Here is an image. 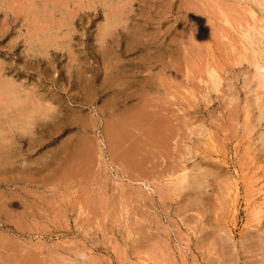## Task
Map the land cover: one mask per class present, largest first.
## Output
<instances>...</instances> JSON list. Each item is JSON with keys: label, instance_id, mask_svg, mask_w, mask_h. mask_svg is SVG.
I'll return each mask as SVG.
<instances>
[{"label": "rangeland", "instance_id": "rangeland-1", "mask_svg": "<svg viewBox=\"0 0 264 264\" xmlns=\"http://www.w3.org/2000/svg\"><path fill=\"white\" fill-rule=\"evenodd\" d=\"M192 1L171 0L169 7L160 1L154 5L155 0H135L132 12L126 9L132 17L127 21L128 30L118 27L115 35L105 37V42L102 31L108 20L104 17L110 16L114 8L119 10L121 4L116 0H0V78L14 82L30 96L35 94L44 100V105L53 102L55 106V100L75 105L76 110H82L79 113L83 118L91 122L98 119L99 137L106 118L92 109H100L105 98L104 93L100 94L102 88H98L106 72L102 46L110 47L122 61H129L126 63L133 69L127 73L134 79L132 88L138 89L142 83L141 77H136L142 66L140 59H154L149 73L159 81L154 86L156 93L151 92L150 96L156 110L170 116L174 136L172 142L168 140L162 147L155 143L156 137H140L147 146V169L129 170L123 161L111 157L104 146L95 158L97 161L90 164L91 170L87 165V171L67 172L61 144L64 146L69 138L74 141L78 131L67 127L68 110L63 109L62 118L58 116L54 121L37 118L34 124L24 121L2 127L7 132L4 141L10 143V148L9 159L0 151V264H264V52L254 61L249 51L240 50L238 38L240 26L253 25L248 8L256 10L260 24L264 23V9L254 8L256 4L251 0ZM224 18L232 26L225 24ZM135 22L140 27L146 23L147 28L131 29ZM135 31L139 34L134 42L127 34ZM129 41L136 46L127 55L124 50ZM184 42L189 47L187 52L182 48ZM172 69L177 70L175 74ZM211 69L223 79L218 91L206 89L207 84L203 83ZM77 77L81 81L91 79L99 89L93 106L78 107L69 99L68 94H77L79 99L90 95L88 87L86 94L78 93L81 90ZM69 110L72 111L70 107ZM5 115L0 110V123L10 116ZM55 124L59 132L54 133ZM4 141L0 138V144ZM142 144L138 142V146ZM174 165L177 173H173ZM180 168H185L190 180L207 176L205 186L195 189L190 184L179 188L174 183ZM234 186L239 191L235 208L225 203V197L229 198L227 191L231 193ZM196 204H202L199 210Z\"/></svg>", "mask_w": 264, "mask_h": 264}, {"label": "bare ground", "instance_id": "bare-ground-1", "mask_svg": "<svg viewBox=\"0 0 264 264\" xmlns=\"http://www.w3.org/2000/svg\"><path fill=\"white\" fill-rule=\"evenodd\" d=\"M144 2V0H142ZM160 2H164L163 4L168 5L169 7L172 5L171 0H155V3H159ZM196 1V0H194ZM192 1V2H194ZM199 1V0H198ZM201 1V0H200ZM216 1H224V0H216ZM229 1V0H228ZM227 1V2H228ZM252 2H254L256 4V7L254 8H259V11L264 9V0H251ZM263 1V2H261ZM58 2V1H57ZM82 2V1H81ZM95 2V1H94ZM116 2L119 4H121V6H118L119 10H116L114 8V10L111 12V15L108 17H104L105 20L107 21V24L105 25L103 31H102V36H103V40L105 41V37L106 36H113L115 35V33L117 32L118 27H122L128 30V19L132 18L130 17V15H127V11L126 9H128V11L132 12L133 8V2H135V0H116ZM185 2V1H183ZM182 2V3H183ZM96 3V2H95ZM147 3V2H146ZM187 3V2H186ZM231 3V2H230ZM234 3V1H233ZM142 4V3H141ZM144 4V3H143ZM142 4V5H143ZM160 4V3H159ZM202 4V3H201ZM201 4H198L201 6ZM204 4V2H203ZM216 4V3H214ZM54 5V3H53ZM56 5V4H55ZM82 5V4H81ZM158 5V4H156ZM164 5V6H165ZM231 5V4H230ZM253 5V4H252ZM22 6V5H21ZM91 6V5H90ZM96 6H98L96 4ZM104 6V5H103ZM107 6V4H106ZM117 6V5H116ZM135 6V5H134ZM147 8H152L151 5L148 6V4H146ZM187 6V5H186ZM218 6V5H217ZM220 6V5H219ZM83 7V6H82ZM113 7V5L111 6ZM160 7V5H159ZM158 7V8H159ZM189 7V6H188ZM203 7V6H202ZM33 8V7H32ZM43 8V7H42ZM41 8V9H42ZM61 8V7H60ZM64 8V7H63ZM69 8V7H68ZM146 8V9H147ZM187 8V7H186ZM185 8V9H186ZM196 8V7H195ZM216 8V7H215ZM247 8V7H246ZM245 8V10H246ZM263 8V9H262ZM47 8H45L46 10ZM50 9V10H49ZM67 9V8H66ZM77 9V8H76ZM91 9V8H90ZM100 9V8H99ZM109 9V8H108ZM184 9V10H185ZM250 11V15L253 19V25H244V26H240L238 29V38L240 40L241 43V47L240 50L241 51H249L251 53L252 59L254 61H257L260 57L262 52H264V23L260 24V20L255 16L256 10H253L252 8H248ZM49 11H54L55 9L52 8H48ZM58 10V9H57ZM98 10V9H97ZM159 10V9H158ZM168 10V9H166ZM183 10V9H181ZM188 10V8H187ZM186 10V11H187ZM43 11V10H42ZM51 11V12H52ZM64 11V10H63ZM66 11V10H65ZM179 11V10H178ZM189 11V10H188ZM221 11H223L221 9ZM258 11V10H257ZM76 12V11H75ZM146 12V11H145ZM148 12H150L148 10ZM152 12V11H151ZM160 12V11H159ZM164 12V11H163ZM192 12V11H191ZM220 12V11H219ZM61 13V12H60ZM153 13V12H152ZM166 13V12H164ZM218 13V12H217ZM216 13V15H217ZM244 13V12H243ZM50 14V13H49ZM62 14V13H61ZM70 14V13H69ZM74 14V13H73ZM105 14V12H104ZM155 14H159V13H155ZM207 14V13H206ZM237 14V13H236ZM106 15V14H105ZM140 15V14H139ZM145 15V14H143ZM34 16V15H33ZM49 16V15H48ZM69 16V15H68ZM126 16V17H125ZM175 16V15H174ZM239 16V15H238ZM244 16V15H243ZM38 17V16H37ZM134 17V16H133ZM188 17V16H187ZM217 17V16H216ZM242 17V16H241ZM46 18V17H45ZM136 18V17H135ZM161 18V17H160ZM65 19V18H64ZM126 19V20H124ZM136 19H139L136 18ZM135 19V20H136ZM146 19V18H145ZM150 19V18H149ZM197 19V18H196ZM242 19V18H240ZM35 20V19H34ZM67 20V19H66ZM65 20V21H66ZM74 20V19H73ZM72 20V21H73ZM134 20V19H133ZM140 20V19H139ZM147 20V19H146ZM153 20V19H150ZM69 21V20H68ZM149 21V20H148ZM190 21V20H189ZM52 22V21H51ZM145 22V21H144ZM194 22V21H193ZM199 22V21H198ZM243 22V20H242ZM70 23V21H69ZM150 23V22H149ZM196 23V22H194ZM203 23V22H202ZM201 23V24H202ZM224 23L232 26V24H230L231 22L228 21V19L224 18ZM244 23V22H243ZM53 24V23H51ZM208 24V23H207ZM140 24H138L137 22L134 23L133 26H130L131 29H145L147 28L146 23H144V27H140ZM213 25V24H212ZM62 26V25H61ZM190 26V25H189ZM194 26V25H192ZM191 26V27H192ZM99 28V27H98ZM193 28V27H192ZM195 28L198 29V27L195 24ZM194 28V30H195ZM200 28V27H199ZM234 28V27H233ZM100 29V28H99ZM192 30V29H191ZM193 30V31H194ZM224 31V30H223ZM136 32V31H135ZM197 32V31H196ZM49 33V32H48ZM71 33V32H70ZM130 34H127V38L129 36L130 40L132 41H137L135 39V37L137 38L138 36V31L134 34H132L131 32H128ZM69 34V33H68ZM100 34V33H99ZM38 35V34H37ZM57 35V34H56ZM123 35V34H122ZM149 35V34H148ZM153 35V34H152ZM156 35V34H155ZM58 36V35H57ZM56 36V37H57ZM66 36V35H65ZM188 36V35H187ZM186 36V37H187ZM196 36V35H194ZM233 36V35H232ZM50 37V36H49ZM67 37V36H66ZM100 37V35H99ZM204 37V36H203ZM223 37V36H222ZM108 38V37H107ZM191 40L192 38L189 37ZM142 39V38H141ZM200 39V38H199ZM228 39V38H227ZM129 40V39H128ZM186 40V39H185ZM191 40L188 39L189 42H191ZM207 40V39H206ZM50 41V40H49ZM101 41V40H100ZM188 41H186L187 43H189ZM194 41V40H193ZM53 42V41H52ZM70 42V41H68ZM99 42V41H98ZM102 42V41H101ZM106 42V41H105ZM179 42V41H177ZM184 42L183 44H185L183 47L180 45L178 46L179 48L182 47L184 49L185 52H187V43ZM205 42V41H204ZM130 43V44H129ZM154 43V42H153ZM179 43H182L181 41ZM178 43V44H179ZM193 43V42H192ZM206 43V42H205ZM210 43V42H209ZM231 43V42H230ZM233 43V42H232ZM70 44V43H69ZM126 47H125V52L127 55L132 53L135 49V44L132 45L131 41H129L128 43H126ZM170 44V43H169ZM173 44V43H172ZM234 44V43H233ZM46 45V44H45ZM192 45V44H191ZM207 45V44H205ZM161 46V45H160ZM166 46H171V45H166ZM174 46V45H173ZM190 46V45H188ZM198 46V45H197ZM197 46H195V48H197ZM61 47V46H60ZM65 47V46H64ZM200 47V46H199ZM69 48V47H68ZM118 48V47H117ZM162 48V47H161ZM165 48V47H164ZM176 48V47H173ZM193 48V47H191ZM72 49V48H71ZM150 49V48H149ZM147 49V50H149ZM170 49V48H169ZM168 49V50H169ZM208 49V48H207ZM210 49V48H209ZM233 49V48H232ZM60 50V49H59ZM151 50V49H150ZM154 50V48H153ZM180 50V49H179ZM142 51V50H141ZM194 51V50H193ZM198 51V50H197ZM237 51V50H236ZM48 52V51H47ZM62 52V51H61ZM162 51L160 50V53ZM175 52V51H172ZM183 52V53H185ZM239 52V51H238ZM52 53V52H51ZM144 53V52H143ZM193 53V52H191ZM43 54V53H42ZM45 54V53H44ZM48 54V53H47ZM67 54V53H66ZM69 54V53H68ZM73 54V52H72ZM77 54V52H76ZM166 54V53H165ZM173 54V53H172ZM237 54V53H236ZM46 55V54H45ZM44 55V56H45ZM238 55V54H237ZM240 55V54H239ZM238 55V56H239ZM244 55V54H243ZM71 57V55H69ZM68 56V58H69ZM101 56L103 59V62H106V66H105V75L100 83V85H98V88H102V91H100L101 93H104L105 98L103 100V104H102V109L100 108H93L92 111L97 112L101 115V117L104 120L103 125H102V130H100V139L97 135L98 129L100 128V123L98 122H91V120L85 119L83 118V116L81 115L82 110L78 111L75 109V105H65L63 102H61L60 100H55L54 102L57 105H53L52 103L50 105H44L43 101H41L39 98H37V96H30L28 93L23 92L24 90H21L20 86H17L16 84H14V82L11 81H5V79L0 78V104L2 105V108L0 110H4L5 114L10 115L8 116V118H5L4 122L0 123V138L2 141L5 140L4 135L7 132L5 130H3L2 127L7 126V125H18V123L20 122H24V121H28L29 124H34V121H36L37 118H40L42 120H53L56 119L58 116H60L62 118V111L63 109L65 111L68 110V113L66 115V123L68 124L67 127H75L76 129H78L77 133H76V137L75 140L72 141L71 138H69V140L67 141L66 144H61V153H64V158L62 159V161H66L67 160V165L68 167L65 169H67V172H81V171H87L86 166L88 165V170H91V166L90 164L93 163V161H95V158L98 154L101 155V152L103 151V147L105 146V148L109 151V154L111 157H113L114 159L116 158L117 161H123L126 165L127 168L130 167L129 170L134 169V171H138L141 169H147L145 167V163L148 162V160L146 162H144L145 159V154L148 153V151L145 149L147 146L144 147V143L142 138L140 137H144L147 138L150 136L152 137H156V142H158L159 146L164 145L165 143L167 144V141L169 140L171 141V121L169 120L168 117L170 116H166L163 115L160 111V109L156 110V106L152 103L153 102V97H151L150 93L154 92L153 94L156 93L155 90H157V88H154L155 84L157 83V78L153 77L150 73H149V69L151 66V62H154V59H150V58H141L139 63L142 64V66L140 67L141 70L139 72H137L136 77H138V79L140 80L139 77H141L142 83L139 84V88H132L134 86H131V83L134 81V79H132V77H130V75L127 73V70L130 71L131 66L126 63L129 62L127 61H122V59H120L116 54H113L112 49L106 48L102 46V50H101ZM134 56V55H133ZM167 56V55H166ZM175 56V55H174ZM178 56V55H177ZM181 56V55H180ZM179 56V57H180ZM185 56V55H184ZM187 56V55H186ZM227 56V55H226ZM248 56V54H247ZM152 57V56H151ZM222 57V56H221ZM241 57V56H240ZM74 58V57H73ZM114 58H116L117 60L115 62H113ZM136 58V57H135ZM153 58V57H152ZM177 58V57H176ZM244 58V56H243ZM243 58L241 60H243ZM247 58V57H246ZM99 59V58H98ZM170 59V58H169ZM76 60V59H74ZM235 60V59H234ZM247 60V59H246ZM1 61V60H0ZM159 61V60H158ZM177 61V60H176ZM179 61V59H178ZM181 61V60H180ZM236 61V60H235ZM252 61V60H251ZM263 61V60H262ZM71 62L72 59H71ZM77 62V61H76ZM82 62V61H81ZM163 62V60L161 61ZM173 62V61H172ZM182 62V61H181ZM237 62V61H236ZM79 63V62H78ZM138 63V64H139ZM175 63V62H173ZM264 63V61H263ZM136 64V65H138ZM166 64V63H165ZM177 64V63H176ZM156 65V64H155ZM102 66V65H101ZM179 66V65H178ZM177 66V67H178ZM183 66V65H182ZM79 67V66H78ZM167 67V66H166ZM260 67V65H259ZM67 68V67H66ZM71 68V67H70ZM98 68V67H97ZM138 68V67H137ZM164 68V66H163ZM262 68V67H261ZM69 69V68H68ZM67 69V71H68ZM99 69V68H98ZM104 69V68H103ZM1 70V69H0ZM170 70V68H169ZM174 70V69H172ZM259 70V68H258ZM134 71V70H133ZM138 71V70H137ZM177 71V70H176ZM175 70L173 71L174 74L176 72ZM195 71V70H194ZM223 71V70H222ZM79 72V70H78ZM131 72V71H130ZM159 72V71H158ZM167 72V71H166ZM170 72V71H169ZM172 72V71H171ZM221 72V71H220ZM136 73V72H135ZM134 73V74H135ZM143 73V74H142ZM146 73V74H145ZM152 73V71H151ZM207 77L208 79L206 81H204L203 83H205V87L206 89H213L215 91H218V87L220 85L221 82V76L219 75V73L215 70V69H211L208 70L207 72ZM222 73V72H221ZM80 74V73H79ZM140 74H142L140 76ZM190 74V73H189ZM262 74V73H261ZM3 75V74H2ZM78 75V74H77ZM191 75V74H190ZM194 75V74H192ZM70 76V75H69ZM80 76V75H79ZM78 76V77H79ZM132 76V75H131ZM159 76V75H158ZM225 76V75H224ZM77 77V83L79 84L78 87H80V90H78L79 92H83L82 94H86V88L88 87V94L84 99L79 96H77V94H68L69 99H73L72 102H76L79 106H84V105H90L93 106L94 104V96L98 94L99 90L98 88L96 89L94 87V84L92 83L91 79L85 78V80L81 81L79 80L80 78ZM90 77V76H89ZM171 77V76H170ZM223 77V76H222ZM13 78V77H12ZM11 79V78H10ZM101 79V78H100ZM160 79V78H159ZM204 79V78H203ZM14 80V79H13ZM163 80V79H162ZM191 80V79H190ZM194 80V79H193ZM192 80V81H193ZM202 80V79H201ZM223 80V79H222ZM261 80V79H260ZM159 81V80H158ZM203 81V80H202ZM72 82V80H71ZM70 82V83H71ZM74 82V81H73ZM226 82V80H225ZM16 83V82H15ZM135 83V82H134ZM162 83V82H161ZM73 84V83H72ZM160 84V83H159ZM222 84V82H221ZM161 85V84H160ZM178 85V84H177ZM23 86V85H22ZM165 86V84H164ZM176 86V85H175ZM179 86V85H178ZM193 86V85H192ZM77 87V86H76ZM77 87V88H78ZM138 87V86H137ZM157 87V86H156ZM161 87V86H159ZM188 87V86H187ZM191 87V86H190ZM202 87V86H201ZM204 87V86H203ZM223 87V86H222ZM24 88V87H23ZM177 88V87H176ZM179 88V87H178ZM192 88V87H191ZM74 89V88H73ZM71 89V90H73ZM165 89V87H164ZM181 89V88H180ZM203 89V88H201ZM205 89V88H204ZM27 90V89H26ZM161 90V89H160ZM252 90V89H251ZM260 90V89H259ZM28 91V90H27ZM69 91V90H68ZM169 91V90H168ZM175 91V90H174ZM92 94H91V93ZM158 92V91H157ZM162 92V91H160ZM167 92V91H166ZM204 92V91H203ZM257 92V91H256ZM259 92V91H258ZM191 93V91H190ZM223 93V92H222ZM261 93V92H260ZM152 94V95H153ZM163 94V93H162ZM178 94V93H177ZM193 94V93H192ZM225 94V93H224ZM223 94V95H224ZM171 95V94H170ZM196 95V94H195ZM249 95V94H248ZM39 96V95H38ZM64 96V95H63ZM66 96V95H65ZM64 96V97H65ZM180 96V95H179ZM48 97V96H47ZM155 98V97H154ZM43 99V98H41ZM158 99V98H157ZM46 100V99H45ZM163 100V99H162ZM175 100V99H174ZM173 100V101H174ZM186 101V100H185ZM199 101V100H198ZM201 101V100H200ZM158 102V101H157ZM260 102V101H259ZM96 103V102H95ZM162 103V102H161ZM253 103V102H252ZM156 104V103H155ZM159 104V103H158ZM188 104V103H187ZM194 104V103H193ZM250 104V102H249ZM253 105V104H252ZM262 105V104H261ZM95 106V105H94ZM162 106V105H161ZM260 106V105H259ZM69 107L72 109V111L69 110ZM164 107V106H163ZM162 107V108H163ZM248 107V106H247ZM251 107V106H250ZM174 108V107H173ZM186 108V107H185ZM189 108V107H188ZM79 109V108H78ZM90 109V108H89ZM187 109V108H186ZM250 109V108H249ZM86 110V109H85ZM262 110V109H261ZM233 112V111H232ZM65 113V112H64ZM166 113V112H165ZM170 114H172L171 112H169ZM2 114V113H1ZM168 114V113H167ZM5 115V116H6ZM64 115V114H63ZM88 115V114H87ZM173 115V114H172ZM179 115V114H178ZM4 116V115H3ZM94 116V115H92ZM104 116V117H103ZM2 117V115H1ZM172 117V116H171ZM87 118V117H86ZM30 119V121H29ZM32 121V122H31ZM173 121V120H172ZM175 121V120H174ZM178 121V120H177ZM101 122V121H100ZM61 123V122H60ZM224 125V124H223ZM147 126V127H146ZM9 127V126H8ZM58 127L56 124L54 125L53 128V132H57L58 131ZM66 127V128H67ZM146 127V128H143ZM244 127V126H243ZM253 127V126H252ZM19 129V128H18ZM17 129V130H18ZM25 129V128H24ZM174 129V127L172 128ZM176 129V128H175ZM25 131V130H24ZM8 132H11L10 130ZM59 132V131H58ZM174 132V131H173ZM207 132V131H206ZM205 132V133H206ZM12 133V132H11ZM19 133V131H18ZM139 133V136L137 135ZM210 133V132H209ZM32 134V133H31ZM59 134V133H58ZM175 134V132H174ZM195 134V133H194ZM200 134V133H199ZM4 135V136H3ZM10 135V134H9ZM21 135V134H20ZM33 135V134H32ZM91 135V136H90ZM11 136V135H10ZM25 136V135H24ZM12 137V136H11ZM15 137V136H13ZM28 137V136H27ZM71 137V136H70ZM180 137V136H179ZM208 138V137H207ZM176 139V138H175ZM11 140V139H10ZM18 140V139H17ZM22 140V139H21ZM29 140V139H28ZM264 140V138H263ZM261 140V141H263ZM14 141V139H13ZM63 141V140H62ZM70 141V142H69ZM64 142V141H63ZM138 142L142 144L138 146ZM169 142V143H170ZM60 144V143H59ZM174 144V143H173ZM217 144V143H216ZM14 145V144H13ZM35 145V144H34ZM148 145V144H147ZM141 146V147H140ZM215 145H213L214 147ZM30 147V146H29ZM56 147V146H55ZM196 147V146H195ZM199 147V146H198ZM204 147V146H203ZM9 148H10V143H8L7 141H4V143L0 144V151H2V153L4 155H6V158H8V154H9ZM59 148V147H58ZM149 148V147H148ZM159 148V147H158ZM166 147H164L165 149ZM172 148V147H171ZM176 148V147H175ZM150 149V148H149ZM178 149V148H177ZM208 149V148H206ZM34 150V149H33ZM56 150V149H55ZM146 150V151H145ZM151 150V149H150ZM39 151V150H38ZM60 151V150H59ZM178 151V150H176ZM259 151V150H258ZM53 152V151H52ZM165 152V151H164ZM214 152V151H213ZM263 152V151H262ZM17 153V152H16ZM36 153V152H35ZM60 153V152H59ZM58 153V154H59ZM145 153V154H144ZM172 153V152H171ZM174 153V152H173ZM34 154V153H33ZM45 154V153H44ZM108 154V153H107ZM159 154V152H158ZM177 154V153H176ZM50 155V154H49ZM54 155V154H53ZM2 156V155H1ZM0 156V158H1ZM12 156V155H10ZM251 156V155H250ZM43 157V156H42ZM42 157H40V159H42ZM47 157V156H46ZM52 157V156H51ZM56 157V156H55ZM163 157V156H162ZM13 158V157H12ZM18 158V157H17ZM25 158V157H24ZM53 158V157H52ZM59 158V157H58ZM155 159V157H153ZM169 158V157H168ZM9 159V158H8ZM8 159H6L7 163L9 162ZM158 159V158H157ZM155 159V160H157ZM164 159V158H163ZM183 159V157H182ZM5 160V159H4ZM15 160V159H13ZM19 160V159H18ZM37 160V159H36ZM57 160V159H56ZM113 160V159H112ZM111 160V161H112ZM161 160V159H160ZM158 160V161H160ZM186 159L184 158V161ZM29 161V160H28ZM97 161V160H96ZM95 161V162H96ZM183 161V160H182ZM183 161V162H184ZM48 162V161H47ZM69 162V163H68ZM154 162V161H153ZM162 162V161H161ZM17 163V162H16ZM36 163V161H35ZM57 163V162H56ZM63 163V162H61ZM100 163V162H99ZM106 163V162H105ZM152 164V161L150 160L149 164ZM159 163V162H158ZM26 164V163H25ZM30 164V163H29ZM33 164V163H32ZM31 164V166H32ZM41 164V163H40ZM58 164V163H57ZM157 164V163H156ZM172 164V163H170ZM186 164V163H185ZM1 165V164H0ZM6 165V164H5ZM23 165V164H22ZM147 165V164H146ZM154 165V164H153ZM151 165V166H153ZM161 165V164H160ZM2 166V165H1ZM0 166V167H1ZM28 166V165H27ZM150 166V165H149ZM159 166V165H158ZM167 166V165H166ZM184 166V165H183ZM15 167V166H14ZM39 167V166H37ZM36 167V168H37ZM157 167V166H156ZM154 168V169H158V168ZM160 167V166H159ZM173 167V166H172ZM171 167V168H172ZM179 167V165H178ZM181 167V166H180ZM28 168V167H27ZM60 168V167H59ZM95 168V166H94ZM167 168V167H166ZM170 168V169H171ZM177 166L174 165V172L173 173H177L175 172ZM187 168V167H186ZM30 169V168H29ZM48 169V168H47ZM98 169V168H97ZM153 169V170H154ZM165 169V168H164ZM198 169V168H197ZM205 169V168H204ZM54 170V169H53ZM152 170V168L150 169ZM152 170V171H153ZM173 170V169H172ZM181 173H179V175H177L175 177L176 182L174 184H176L177 186L183 187L185 188V186L187 185H192L195 189H200L202 186H205V182L204 180H206V177L203 179H197L194 177V179L190 180V175L186 172L185 168L181 169ZM221 170V169H220ZM18 171V170H17ZM40 171V170H39ZM56 171V170H55ZM62 171V170H61ZM151 171V172H152ZM157 171V170H156ZM155 171V172H156ZM168 171V170H167ZM166 171V172H167ZM190 171V170H189ZM204 171V170H203ZM212 171V170H210ZM58 172V171H57ZM55 172V173H57ZM89 172V171H88ZM99 172V171H98ZM140 172V171H139ZM164 172V171H163ZM169 172V171H168ZM191 172V171H190ZM189 172V173H190ZM195 172V171H194ZM45 173V172H44ZM47 173V172H46ZM93 173V172H92ZM133 173V172H132ZM215 173V172H214ZM244 173V172H243ZM58 174V173H57ZM89 174V173H88ZM100 174V172H99ZM98 174V176H99ZM134 174V173H133ZM137 174V173H136ZM169 174V173H168ZM202 174V172H201ZM205 174V172L203 173ZM211 174V173H210ZM220 174V173H219ZM17 175V174H16ZM24 175V174H23ZM31 175V174H30ZM44 175V174H43ZM148 175V174H147ZM163 175V173H162ZM161 175V176H162ZM229 175V173H228ZM252 175V174H251ZM40 176V175H39ZM67 176V174H66ZM65 176V177H66ZM85 176V174H84ZM92 176V175H90ZM165 176V175H164ZM224 176V175H222ZM235 176V175H234ZM25 177V176H24ZM36 177V176H35ZM63 177V176H62ZM83 177V176H82ZM95 177V176H94ZM100 177V176H99ZM124 177V176H123ZM128 177V176H127ZM136 177V176H135ZM143 177V176H141ZM200 177V176H199ZM202 177V176H201ZM238 177V175H237ZM251 177V176H250ZM19 178V177H17ZM42 178V177H41ZM101 178V177H100ZM152 178V177H151ZM159 178V177H158ZM157 178V179H158ZM162 179V177H160ZM210 178V176H209ZM231 178V177H230ZM242 178V177H241ZM29 179V178H28ZM37 179V178H36ZM75 179V178H74ZM78 179V178H77ZM98 179V178H97ZM19 180V179H18ZM102 180V179H101ZM132 180V179H131ZM142 180V179H141ZM150 180V179H149ZM174 180V181H175ZM220 180V178H219ZM21 181V179H20ZM163 182V180H161ZM165 181V180H164ZM78 182V181H77ZM92 182V181H91ZM219 182V181H218ZM236 182V181H235ZM4 183V182H3ZM57 183V182H56ZM63 183V182H62ZM93 183V182H92ZM99 183V182H98ZM96 183V184H98ZM142 183V182H141ZM149 181L147 182L148 185ZM210 183V182H208ZM95 184V185H96ZM102 184V183H101ZM156 184V183H155ZM153 184V185H155ZM163 184V183H162ZM170 184V183H169ZM173 184V185H174ZM221 184V183H220ZM37 185V184H36ZM91 185V184H90ZM93 185V184H92ZM103 185V184H102ZM219 185V184H218ZM231 185V184H230ZM233 185V184H232ZM236 185V184H235ZM51 186V185H50ZM53 186V185H52ZM100 186V185H99ZM156 186V185H155ZM216 186V185H215ZM223 187V185H220ZM227 186V185H226ZM229 186V185H228ZM238 186V184H237ZM69 187V186H68ZM103 187V186H102ZM162 187V186H161ZM221 187V188H222ZM235 187V188H234ZM233 189L231 186V193L229 194V198L225 197V199H228V203L230 205V207L235 208V204H237L238 202V188L236 186H234ZM251 187V186H250ZM17 188V186H16ZM58 188V187H57ZM126 188V187H125ZM149 188V185H148ZM166 188L165 186L163 187V189ZM170 188V187H169ZM178 188V189H179ZM209 188V187H208ZM219 188V189H221ZM21 189V188H20ZM61 189V188H60ZM87 189V188H86ZM162 189V190H163ZM171 189V188H170ZM170 189L168 191H170ZM65 190V188H64ZM167 190V189H166ZM186 190V189H185ZM224 190V189H222ZM228 190V189H227ZM52 191V190H51ZM55 191V190H54ZM90 191V190H89ZM216 191V190H215ZM225 191V190H224ZM255 191V190H254ZM260 191V190H259ZM262 191V190H261ZM5 192V191H4ZM171 192V191H170ZM169 192V193H170ZM180 192H182V190H179V194H181ZM206 194L209 191H205ZM89 193V192H88ZM95 193V192H94ZM167 193V192H166ZM172 193V192H171ZM203 193V192H202ZM222 193V191H221ZM252 193V192H251ZM99 194V193H98ZM168 194V193H167ZM184 194V193H183ZM254 194V193H253ZM1 195H2V191H1ZM36 195V194H35ZM164 195V194H163ZM178 195V194H177ZM195 195V194H194ZM205 195V194H204ZM225 195V194H224ZM19 196V194H18ZM101 196V195H100ZM183 196V195H182ZM188 196V194H187ZM193 196V195H192ZM191 196V197H192ZM209 196V195H208ZM62 197V196H61ZM141 197V196H140ZM164 197V196H163ZM190 197V195H189ZM207 197V196H206ZM94 198V197H93ZM123 198V197H122ZM184 198V197H183ZM194 199L196 197H193ZM192 198V199H193ZM71 199V198H70ZM89 199V198H88ZM99 199V198H98ZM97 199V200H98ZM102 199V198H101ZM47 200V199H46ZM205 200V199H204ZM213 200V199H212ZM13 201V200H11ZM101 201V200H100ZM88 202V200H87ZM98 202V201H97ZM184 202V201H183ZM181 202V203H183ZM191 202V200L189 201V203ZM193 202V200H192ZM191 202V203H192ZM198 202V201H197ZM224 202V201H223ZM90 203V202H89ZM187 203V202H186ZM200 203V202H198ZM202 203V202H201ZM206 202H204L205 204ZM250 203V202H249ZM5 204V203H4ZM54 204V203H53ZM102 204V203H101ZM219 204V203H218ZM2 205V204H1ZM185 206H187L186 204H184ZM189 205V204H188ZM193 205V203H192ZM197 205V204H196ZM202 205V204H200ZM198 206V210H199V206ZM239 205V204H238ZM247 205V204H246ZM257 205V204H256ZM263 205V204H262ZM12 206V205H11ZM128 206V205H127ZM183 206V204H182ZM195 206V204H194ZM206 206V205H205ZM210 206V205H209ZM4 206L2 205V208ZM14 207V206H13ZM180 207V206H179ZM192 207V206H190ZM213 207V206H212ZM250 207V206H249ZM1 208V209H2ZM26 208V207H25ZM181 208V207H180ZM229 208V207H228ZM5 209V208H4ZM3 209V210H4ZM185 209V208H183ZM209 209V208H208ZM225 209H227V206L225 207ZM237 209V208H236ZM256 209V208H255ZM261 208H259L260 210ZM8 210V209H7ZM29 210V209H28ZM165 210V208L163 209ZM186 210V209H185ZM197 210V208H196ZM229 210V209H228ZM12 210H8V212ZM20 211V209H19ZM207 211V210H206ZM209 211V210H208ZM208 211L206 213H208ZM219 211V210H218ZM237 211V210H236ZM258 211V208H257ZM256 211V213H258ZM3 212V211H1ZM14 212V210H13ZM17 212V211H15ZM25 212V211H24ZM122 212V211H121ZM255 212V211H254ZM4 213V212H3ZM87 213V212H86ZM204 213V212H203ZM229 213V212H227ZM9 214V213H8ZM33 214V213H32ZM28 215V214H27ZM85 215V214H84ZM19 216V215H18ZM30 216V215H29ZM203 218V215H201ZM225 216V215H224ZM16 217V216H15ZM20 217V216H19ZM215 217V216H214ZM230 217V216H229ZM246 217V216H245ZM3 218V217H2ZM23 218V217H22ZM32 218V217H31ZM260 218V217H259ZM10 219V218H9ZM201 219V218H200ZM2 220V219H1ZM30 220V219H29ZM199 220V219H198ZM25 221V220H23ZM148 221V220H147ZM203 221V220H202ZM211 221V220H210ZM215 221V219H214ZM9 222V221H8ZM22 222V221H19ZM122 222V220H121ZM130 223V222H129ZM138 223V222H137ZM207 224H209V222H206ZM202 224V223H201ZM200 224V226H201ZM133 225V224H132ZM197 225V224H196ZM218 225V224H217ZM204 226V224H203ZM28 227V226H27ZM133 227V226H132ZM135 227V226H134ZM261 227V226H260ZM200 228V227H199ZM145 229V228H144ZM220 230V228H217ZM222 229V228H221ZM248 229V228H247ZM141 230V229H140ZM146 230V229H145ZM199 230V229H198ZM197 230V231H198ZM213 230V229H212ZM257 230V229H256ZM255 230V231H256ZM187 231V230H186ZM196 231V232H197ZM201 231V229H200ZM199 232V231H198ZM221 232V231H220ZM230 232V231H229ZM2 233V232H1ZM201 233V232H200ZM227 233V232H226ZM133 234V233H132ZM145 235V234H144ZM147 235V234H146ZM219 235V234H218ZM230 235V234H229ZM85 236V235H84ZM134 236V235H133ZM187 236V235H186ZM6 237V236H4ZM139 237V236H138ZM137 237V238H138ZM154 237V236H153ZM262 237V236H261ZM197 238V237H196ZM232 238V237H231ZM8 239V238H7ZM11 239V238H10ZM133 239V238H132ZM224 239V238H223ZM3 240V239H2ZM238 240V239H237ZM137 241V240H136ZM10 242V241H9ZM110 243V242H109ZM4 245V244H3ZM29 245V244H28ZM125 245V244H124ZM226 245V244H225ZM126 246V245H125ZM20 247V246H18ZM29 247V246H28ZM223 248V247H222ZM3 249V248H2ZM6 250V248H4ZM3 249V250H4ZM11 250V249H10ZM75 250V249H74ZM165 250V249H164ZM163 250V251H164ZM118 251V250H117ZM123 252V251H122ZM36 253V252H35ZM143 254V253H142ZM19 255V254H18ZM150 255V254H149ZM2 257V255H1ZM11 257V256H10ZM142 258V257H141ZM157 258V257H156ZM168 258V257H167ZM23 259V257H22ZM14 260V259H13ZM226 260V259H225ZM141 261V260H140ZM163 261V260H162ZM28 262V261H27ZM145 262V261H144ZM170 262V261H169ZM228 262V261H227ZM10 263V262H9ZM16 263V262H15ZM222 263V262H221ZM34 264V262L32 263ZM139 264V263H138ZM149 264V263H148Z\"/></svg>", "mask_w": 264, "mask_h": 264}]
</instances>
